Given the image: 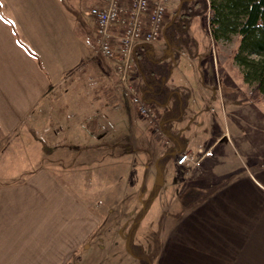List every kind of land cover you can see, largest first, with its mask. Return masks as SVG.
Returning <instances> with one entry per match:
<instances>
[{
  "label": "crops",
  "instance_id": "0c3cea01",
  "mask_svg": "<svg viewBox=\"0 0 264 264\" xmlns=\"http://www.w3.org/2000/svg\"><path fill=\"white\" fill-rule=\"evenodd\" d=\"M101 2L0 0V149L44 97L64 93L70 82L82 83L89 75L103 80L112 74L99 70L90 52L94 27L87 10ZM88 61L96 67L93 73ZM103 88L96 86L95 93ZM63 101L54 106L77 107ZM78 108L89 123L110 126L101 140L97 133L75 135L87 147L96 140L93 150L78 153L73 164L49 153V163L36 167L0 166V264H116L120 227L129 229L142 210L129 232L148 222L152 264H264L262 151L247 161L234 159L225 145L214 150L218 124L209 107L204 121L210 125L166 118V106L154 107L155 119L140 116L133 105L100 98ZM134 117L144 131L142 149L128 150L133 160L123 162L110 143L119 125L129 126ZM184 152L189 160L177 163ZM37 156L32 149L31 157ZM26 168L31 169L23 173ZM120 238L124 252L132 254L129 237Z\"/></svg>",
  "mask_w": 264,
  "mask_h": 264
},
{
  "label": "rangeland",
  "instance_id": "374dc122",
  "mask_svg": "<svg viewBox=\"0 0 264 264\" xmlns=\"http://www.w3.org/2000/svg\"><path fill=\"white\" fill-rule=\"evenodd\" d=\"M181 1L170 0L166 15L168 24L174 13L181 12L179 10ZM182 4L184 5L183 2ZM187 4L192 6V3ZM196 9L194 7L195 11ZM197 10L202 11L198 14L193 11L190 16H185L182 20L178 19L180 23L184 22L186 24L185 27L183 23L166 28L164 32L166 36L177 34V41L175 40L170 48L167 47L164 34L156 42L149 44L151 51H154V54L160 57L168 54L171 50L172 70L167 85L174 91L171 93L172 98L164 105L168 107L165 117H185L191 123L200 124L204 122V124L210 125V119L207 120V123L204 121L206 113H208L204 107H209V111H211L213 118L216 120L215 122L218 124L216 125L218 139L212 148L217 151L225 145L234 159L237 157L239 160H247L252 153L254 155L261 153V151L264 153V98L254 100L250 96L253 83L245 81L243 69L235 58L239 36L233 34L229 41L213 39L208 26L207 10L199 8ZM186 18L188 19L185 20ZM174 28L176 29L174 30ZM90 47L92 59L97 62L96 67L103 71L105 68L111 69L112 74H105L103 80L93 76L94 74L89 75L82 83L70 82V89L65 90L64 93L56 91L51 96L44 97L40 104L26 115L22 123L14 131L8 133L6 141L0 149L1 168L10 169L11 166L19 168L21 166L25 167V165L36 167L43 163H49L47 158L49 153L56 161L62 162L65 159L66 162L73 164L77 160L78 153L85 152V149L93 150L96 145V140H94L88 142L89 147H87L84 145L85 142L76 139L75 135L84 131L92 134L97 133L95 135L97 136L96 139L101 140L105 138L102 134L106 135L110 127L106 122L89 123L88 118L82 119L79 116L80 109L78 108L82 103L94 102L100 98L106 103L118 102L123 107L126 105L134 106L128 93L125 92L126 90L120 86L121 82L115 70L114 61L95 54V43ZM94 67L88 61V72L93 73ZM133 68L131 70H135ZM136 74V70L132 71L130 78L128 74V81L133 83L135 87L138 82ZM97 83L104 86V92L101 95L95 93V87L99 86ZM114 85L118 88V92H114ZM63 100L69 101L72 106L77 107L58 109L54 106L55 103ZM47 102H49L48 105ZM188 102L190 106L187 104ZM250 107H252V110H250ZM63 111L66 112L65 116H62ZM144 122L153 129L157 128V125L152 126L153 123L151 124L150 121L144 120ZM138 123H140L139 118L134 117L129 126L119 125L118 133L115 132L117 138L110 143L114 146L113 150L120 153V156L123 155V158H119L123 162L133 160L131 154H127L128 150L142 149L141 139L144 131L140 130L141 126H138ZM152 138L154 139L155 135ZM184 143L182 142V144ZM159 146L161 145L158 142ZM32 149L33 153H37L39 156L32 158ZM157 159L156 157L154 161L156 162ZM257 159L259 158L253 160ZM56 161L51 163L59 168ZM154 161L152 167H155ZM28 169L31 168L24 169L23 173H26ZM143 190L144 188L140 189V193L144 194ZM153 193L154 191L151 195ZM149 195L147 193L143 201L149 200ZM135 217L132 218L133 220L130 219L129 229L135 224V221L138 222L139 215H135ZM129 229L126 228V224L120 227L118 237L119 255L116 264L137 263V258L133 254L124 252V244L121 243L120 237L125 239L130 236L135 255L147 253L152 256V249L146 244L148 240L153 241L148 222L143 221L135 233L129 232ZM106 255L104 254V258Z\"/></svg>",
  "mask_w": 264,
  "mask_h": 264
},
{
  "label": "trees",
  "instance_id": "16d2710c",
  "mask_svg": "<svg viewBox=\"0 0 264 264\" xmlns=\"http://www.w3.org/2000/svg\"><path fill=\"white\" fill-rule=\"evenodd\" d=\"M187 3H192V6ZM194 7L207 10L208 26L213 39L229 41L231 35L239 36L235 58L243 69L245 81L253 83L250 96L254 100L264 98V0H182L179 8L181 12L174 13L169 24L166 21L162 34L168 27L183 24L178 19L190 16L195 11ZM197 9L195 14L202 11ZM164 36L170 48L177 34ZM132 58L137 73L136 90L139 97L153 107L166 105L174 91L167 85L172 70L170 54L154 57L149 43H141L133 48ZM142 213L143 210L140 216ZM128 244L131 253L137 258L136 264H152V256L147 253L135 255L130 236Z\"/></svg>",
  "mask_w": 264,
  "mask_h": 264
},
{
  "label": "built area",
  "instance_id": "2783aa9c",
  "mask_svg": "<svg viewBox=\"0 0 264 264\" xmlns=\"http://www.w3.org/2000/svg\"><path fill=\"white\" fill-rule=\"evenodd\" d=\"M170 0H102L91 6L87 14L92 18L96 52L114 67L129 99L140 116L155 119L156 109L146 104L138 95L136 87L128 81L133 68L132 51L141 43H154L162 35ZM189 160L182 153L177 163Z\"/></svg>",
  "mask_w": 264,
  "mask_h": 264
}]
</instances>
